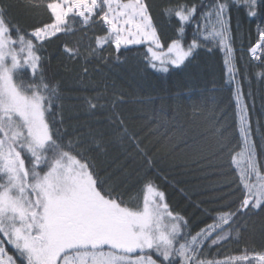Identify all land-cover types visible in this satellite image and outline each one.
<instances>
[{
    "label": "snow or ice",
    "instance_id": "1",
    "mask_svg": "<svg viewBox=\"0 0 264 264\" xmlns=\"http://www.w3.org/2000/svg\"><path fill=\"white\" fill-rule=\"evenodd\" d=\"M13 6L0 0V264H264V248L245 247L224 260L209 259L204 251L206 245L238 243L244 218L264 212V172L235 79L231 16L233 8L246 9L249 18L264 16V0H199V6L186 0L159 5L150 0H18L16 6L25 10L43 7L50 13L47 22L29 31L10 23ZM154 8L174 25L167 39L155 23ZM78 27L85 35L97 27L104 32L94 36V46L90 40L85 47L89 55L105 45L118 53L144 46L145 68L160 73L184 72L200 49L223 50L240 143L233 145L219 121H205L190 140L195 152L210 150L230 170L224 174L234 177L229 187L238 200L199 232L192 234L185 217L171 207L139 142L134 147L147 168L132 196L127 177L101 169L79 139H69L61 90L47 77L43 53L53 38L75 35ZM257 35L248 52L264 64V29ZM63 53L80 59L79 42L65 43ZM122 131L127 135L126 128ZM164 136L171 142L188 131L176 125ZM96 150H101L99 142Z\"/></svg>",
    "mask_w": 264,
    "mask_h": 264
},
{
    "label": "trees",
    "instance_id": "2",
    "mask_svg": "<svg viewBox=\"0 0 264 264\" xmlns=\"http://www.w3.org/2000/svg\"><path fill=\"white\" fill-rule=\"evenodd\" d=\"M6 2L14 5L8 10L10 23L24 31L49 20L50 13L43 7L25 10L16 6L18 0ZM150 2L159 5L167 0ZM186 2L199 6V0ZM246 12L240 8L231 11L234 65L238 69L235 79L247 105L251 138L264 172V76L257 75L264 72V64L252 59L248 52L258 39V30L264 29V16L249 18ZM153 14L167 39L173 34L174 25L160 16L158 8H154ZM95 35L102 36L104 32L97 27L85 35L78 27L75 35L53 38L44 49L47 77L58 83L61 90L62 115L69 139H79L101 169L121 180L127 177L132 196L136 195L133 186L147 168L145 158L134 147L139 142L152 160L153 171L161 177L156 182L165 191L171 207L185 217L192 234L199 232L213 222L219 210H226L229 204L234 206L238 200L229 187L234 177L224 174L230 170L221 167V161L210 150L202 155L195 152L190 140L193 131L202 130L205 121H219L227 127L233 145L240 143L233 85L227 83L223 50L200 49L184 72L160 73L145 68L144 46H130L129 51L122 48L118 53L114 46L105 45L95 56L89 55L84 49L90 40L94 46ZM77 42L82 56L69 60L63 45L75 46ZM89 102L96 107H90ZM176 125L184 126L188 136H176L170 142L164 133ZM125 128L127 135L122 131ZM185 139L189 140L187 146ZM97 142L101 146L99 151ZM245 247L256 251L264 248V212L244 218L238 243L224 242L211 248L206 245L204 251L209 259L224 260Z\"/></svg>",
    "mask_w": 264,
    "mask_h": 264
}]
</instances>
